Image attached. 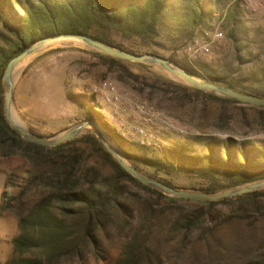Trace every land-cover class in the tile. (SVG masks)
<instances>
[{
    "label": "rangeland",
    "instance_id": "374dc122",
    "mask_svg": "<svg viewBox=\"0 0 264 264\" xmlns=\"http://www.w3.org/2000/svg\"><path fill=\"white\" fill-rule=\"evenodd\" d=\"M209 1L213 17L193 35L145 40L116 34L115 38L138 53L170 57L183 68L193 69L198 78L220 79L222 85L233 83L264 97V0ZM63 42L30 61L16 77L14 114L31 131L55 137L87 120L86 108L92 104L126 139V150L167 162L172 157L170 149L182 144L198 153L205 152L211 139L264 144V107L212 97L157 64L79 48L69 39ZM4 44L0 36V45ZM90 130L95 127L84 133ZM90 154L102 161L91 144L86 146L85 157ZM122 154L145 175L168 179L178 188L205 190L210 185L196 173L176 167L169 173L156 171L125 151ZM29 167L19 155H4L0 146V184L4 174V191L9 196L20 191ZM10 174L17 187L7 185ZM123 186L119 200L133 210L134 217L109 206L106 227L97 229L99 248L88 245L81 255L64 257L56 264H126L130 250L143 255L146 248H150V261L145 257L139 264H264V188L257 196L210 208L168 201L132 180L123 181ZM41 192H31L29 204L39 200ZM2 200L7 218L19 221L18 203L7 208L3 195ZM196 215L199 222L187 227L185 219ZM82 219L68 217V230L74 231ZM24 255L46 256L39 248Z\"/></svg>",
    "mask_w": 264,
    "mask_h": 264
},
{
    "label": "trees",
    "instance_id": "16d2710c",
    "mask_svg": "<svg viewBox=\"0 0 264 264\" xmlns=\"http://www.w3.org/2000/svg\"><path fill=\"white\" fill-rule=\"evenodd\" d=\"M237 15L234 14L235 20H238ZM212 17L209 0H0V36L5 41L0 45V146L4 155H19L30 164L20 191L11 196L7 191L3 194L5 207L11 208L18 203L16 213L20 225V234L14 239L15 255L8 264H56L64 257L81 255L88 245L99 248L101 241L97 229L107 225L106 208L114 205L126 216L134 217L133 210L119 200L125 180H132L168 201L202 204L210 208L260 194L259 189L218 201L170 196L135 179L119 164L95 130L59 146L47 147L23 138L5 116V69L14 56L44 37L57 33L88 34L128 49L116 40V34L145 40L162 35L182 37L193 35L198 26L207 24ZM184 68L199 76L193 69ZM209 81L222 83L220 79ZM223 84L248 92L233 83ZM209 95L231 101L212 93ZM86 111L88 118L99 121L120 149L137 161L156 171L169 173L176 167L196 173L210 182L205 190L218 191L264 179V144L245 140L238 142L233 138L211 139L206 142L203 153L190 152V147L182 144L170 149L172 157L167 162L126 150V139L104 121L94 105L89 104ZM90 144L98 149L102 161L94 159V154L85 157L86 146ZM159 179L173 185L168 179ZM7 185H19L13 174L8 176ZM36 189L43 192L39 200L29 204L28 196ZM76 215L83 219L74 231H69L66 219ZM199 220V215L188 216L185 224L191 227ZM37 248L44 251V258L24 255ZM149 251L150 248H146L141 256L140 251L130 250L126 264H139L145 257L150 261Z\"/></svg>",
    "mask_w": 264,
    "mask_h": 264
},
{
    "label": "water",
    "instance_id": "95a60500",
    "mask_svg": "<svg viewBox=\"0 0 264 264\" xmlns=\"http://www.w3.org/2000/svg\"><path fill=\"white\" fill-rule=\"evenodd\" d=\"M60 39L62 40V42H51ZM66 39L75 41V46L79 48H91L96 51H101L121 59L160 65L169 72L181 78L186 83L198 89L210 92L212 94L224 98L234 99L240 102L250 103L253 105L264 107V97L254 93L242 92L237 89L222 85L220 83L198 78L197 76L188 72L185 68H183L174 59L170 57L154 52H133L131 50L100 41L97 38L88 34L57 33L40 39L35 44L29 46L24 51L14 56L9 61L4 72L3 83L6 87L5 116L11 127L15 129L23 138L43 146L56 147L69 140L81 136L88 127L94 126L97 135L106 143L116 160L125 170L132 174V176L141 183L155 188L159 191H162L163 193L170 196L187 198L197 201H218L224 198H232L244 195L264 188V179H261L258 181H253L242 185L226 188L220 191L185 189L167 184L158 178L145 175L136 167L126 161L120 147L113 140L112 136L101 125L99 121L93 118H88L87 120L67 129L63 133L56 135L55 137H46L44 135L37 134L28 129L26 126H24L15 117L14 114V92L16 85V77L26 64H28L30 61L34 60L43 53L63 46L65 44L63 41ZM106 139H108L113 146L108 145Z\"/></svg>",
    "mask_w": 264,
    "mask_h": 264
},
{
    "label": "crops",
    "instance_id": "0c3cea01",
    "mask_svg": "<svg viewBox=\"0 0 264 264\" xmlns=\"http://www.w3.org/2000/svg\"><path fill=\"white\" fill-rule=\"evenodd\" d=\"M1 175L3 176V181L0 184V264H8V260L14 250V239L20 234V225L16 218H7L6 211L3 212L2 195L7 188L5 175ZM13 231L14 233H12Z\"/></svg>",
    "mask_w": 264,
    "mask_h": 264
},
{
    "label": "bare ground",
    "instance_id": "6f19581e",
    "mask_svg": "<svg viewBox=\"0 0 264 264\" xmlns=\"http://www.w3.org/2000/svg\"><path fill=\"white\" fill-rule=\"evenodd\" d=\"M61 41L62 40L60 39V40H54V41H51V42L56 43V42H61ZM106 142H107L108 145L113 146L112 143L108 139H106Z\"/></svg>",
    "mask_w": 264,
    "mask_h": 264
}]
</instances>
